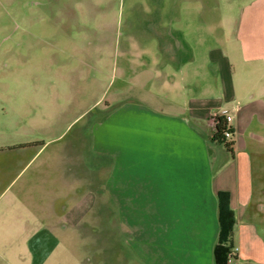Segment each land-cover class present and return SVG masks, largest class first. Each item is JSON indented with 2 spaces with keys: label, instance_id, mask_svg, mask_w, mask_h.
<instances>
[{
  "label": "rangeland",
  "instance_id": "374dc122",
  "mask_svg": "<svg viewBox=\"0 0 264 264\" xmlns=\"http://www.w3.org/2000/svg\"><path fill=\"white\" fill-rule=\"evenodd\" d=\"M249 1L0 0V264H165L205 244L201 176L150 130L177 127L156 109L176 23H199L207 55ZM238 140L264 199V132Z\"/></svg>",
  "mask_w": 264,
  "mask_h": 264
},
{
  "label": "crops",
  "instance_id": "0c3cea01",
  "mask_svg": "<svg viewBox=\"0 0 264 264\" xmlns=\"http://www.w3.org/2000/svg\"><path fill=\"white\" fill-rule=\"evenodd\" d=\"M235 24L232 36L220 39L226 48L216 45L204 55L205 37L199 23L191 26V20H179L176 30L186 44L176 43L161 71L165 103L156 109L177 127L153 128L151 139L159 150V136L166 131L170 144L167 150H171L173 156L180 154L177 159L181 162L180 168L191 166L194 175L201 176L197 184L203 185L205 216L212 229L209 237L203 236V246L192 242L193 247L188 250L182 247L183 242L176 241L178 248L167 250L165 264H216L213 249L219 232L216 199L219 191L228 192L235 216L229 252L234 248L237 251L226 264H264V228L257 223L264 219L261 203L264 199L254 196L252 158L247 148L240 149L238 143L240 134L248 130L264 132V0H250ZM168 33L171 36V30L168 29ZM153 92L150 91L152 96H160ZM150 105L152 107L153 103ZM214 112L231 116L229 125L234 143L231 152L225 149L228 156L225 155L224 163L215 162L216 156L210 158L213 147L222 144L211 140L215 132L211 119ZM217 149L218 146L214 148ZM195 176L193 181L196 182ZM208 185L211 187L207 188ZM208 189L212 204L207 199ZM207 246L208 250L202 251Z\"/></svg>",
  "mask_w": 264,
  "mask_h": 264
},
{
  "label": "trees",
  "instance_id": "16d2710c",
  "mask_svg": "<svg viewBox=\"0 0 264 264\" xmlns=\"http://www.w3.org/2000/svg\"><path fill=\"white\" fill-rule=\"evenodd\" d=\"M227 128V123L224 117L220 116L214 125L215 132L211 138L216 143H222L226 150L231 152V147L234 142L231 138L226 139L224 132ZM217 199V220L219 232L217 243L213 249L214 260L216 264H226L228 253L230 250V236L235 222L234 211L229 204V194L225 191H219L216 194Z\"/></svg>",
  "mask_w": 264,
  "mask_h": 264
},
{
  "label": "built area",
  "instance_id": "2783aa9c",
  "mask_svg": "<svg viewBox=\"0 0 264 264\" xmlns=\"http://www.w3.org/2000/svg\"><path fill=\"white\" fill-rule=\"evenodd\" d=\"M222 116L224 117V119L226 120V123H227V128L224 132V135H225V138L228 139L232 136V131H231V128H230V125H229V122L231 120V116L229 114H227L226 112H221V113H217V112H214L211 114V119H212V122L214 123V125L216 124L218 118ZM237 251V248H234L233 251L229 252L228 254V262L232 260V258H234V255H235V252Z\"/></svg>",
  "mask_w": 264,
  "mask_h": 264
}]
</instances>
